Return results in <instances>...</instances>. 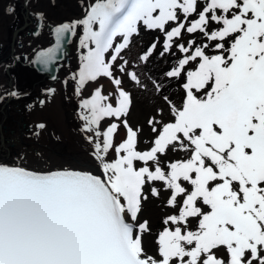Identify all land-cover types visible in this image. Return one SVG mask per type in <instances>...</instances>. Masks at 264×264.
<instances>
[{
  "label": "snow or ice",
  "instance_id": "snow-or-ice-1",
  "mask_svg": "<svg viewBox=\"0 0 264 264\" xmlns=\"http://www.w3.org/2000/svg\"><path fill=\"white\" fill-rule=\"evenodd\" d=\"M139 25L163 36L142 49L140 63L174 47L184 54L163 73L183 81L182 107L153 81L158 100L146 150H138L143 128L127 119L134 97L125 87L127 78L146 88L125 58ZM79 26L87 53L72 77L75 94L100 78L113 89L105 95L96 87L78 113L104 175L0 164V264H264V0H102L56 27L55 44L32 63H55L65 34ZM185 32L207 42L180 43ZM166 108L174 122L163 119ZM170 151L187 156L165 166ZM155 182L151 196L160 198L162 188L178 214L163 220L150 253L143 235L151 228L140 214Z\"/></svg>",
  "mask_w": 264,
  "mask_h": 264
},
{
  "label": "bare ground",
  "instance_id": "bare-ground-1",
  "mask_svg": "<svg viewBox=\"0 0 264 264\" xmlns=\"http://www.w3.org/2000/svg\"><path fill=\"white\" fill-rule=\"evenodd\" d=\"M50 1L52 10L55 13L54 16L58 22H56V26L64 22H69L68 24H71L78 19L80 20L87 11L86 6H77L76 2H73V0ZM43 6L41 7V13ZM82 35L65 34L61 49L57 53L56 62L48 65L46 68L36 64L40 75L36 74V77L25 75V79H11L10 81L0 78V97L2 98V100H0V164L9 167H22L27 171L40 174L64 171L67 169L70 171L86 172L103 178L104 174L99 163L91 156L92 145L89 144L86 139L88 135L94 136V134L85 133L83 131H72L70 129L71 126L68 131H56V127L59 129L61 124L59 125L57 122V125L51 127L48 126L49 124L46 120L48 115H54L58 112L59 114L61 113V115H59L60 118H63L65 112L70 114L72 102L77 101L81 103L85 98H90L95 88L102 84H104L103 93L105 95L113 90L112 85L106 78H100L95 83L87 84L79 96L75 94V81L72 77L79 71L81 55L87 53V49H82L79 46V38H81ZM147 37L148 35L147 33H143L142 27H140L139 35L133 37V42L139 47L140 52L154 41H147ZM179 42L185 43L186 41L183 42L180 40ZM203 42V39H201L196 45H200ZM51 44H54V39ZM140 52L135 49L131 51L132 59L130 63L132 64L133 61H135V63L134 65L132 64L130 71L135 70L139 78L144 79L142 82L147 79L149 80L150 86H146L147 90L144 93L147 94V96L151 95V99L146 98L144 101L140 102L139 107L135 109L129 121L131 120L136 126L144 129L142 122L144 123V120L146 121L149 118L148 111L153 112L156 107V101L158 100L154 83H151V81L161 83L164 93L169 96L178 107H182L184 90L181 86L183 83L182 80H170L163 75L165 71L170 70L176 64L180 57V53L175 47L173 48V54H165L164 57H160L157 54L156 58L152 59L147 65L140 63L136 59ZM17 66L18 65H16V67ZM27 69L17 70L14 75L28 74V72L35 71H29L31 69ZM9 76H11V74ZM126 80L125 78V87L127 90L133 89V86H137L135 83L132 84V82L127 83L128 81ZM49 89H54V92L49 94ZM148 90L150 92L151 90L154 91V95L150 94ZM133 91H136V89ZM10 92H16L18 95L10 96L8 95ZM139 92L142 91L140 90ZM197 96L203 98L204 92L197 93ZM155 97L157 99H155ZM42 99L45 101V105L40 107L38 103H40ZM112 102L113 104L115 103L114 100ZM56 116L58 117V115ZM163 119L166 122H174V117H172L167 108L165 109ZM53 121H55V119ZM41 123L46 125L43 130L36 127ZM101 124L105 128L107 121ZM146 135L148 138V131H143L140 139L145 138ZM124 138L125 136L119 131L115 140L119 143ZM146 149V146L143 148L138 147V150ZM186 156L187 154L183 151L169 152L167 161L173 162L176 159H184ZM111 158L113 157L110 156V159ZM153 186L160 188V182H155L153 185L146 186V188H149V192H146L149 199L144 202L140 214V221L143 222L147 220L151 228L150 232L144 233L143 235L144 246L150 253L155 251L156 238L159 232L165 227L164 224L159 228L156 227V222L162 221L163 223V220L168 215L178 214L174 209L164 205L168 193L162 188L160 198L151 196L150 188ZM202 207L207 210L206 206L202 205ZM195 224L196 222L193 221L190 225L191 230Z\"/></svg>",
  "mask_w": 264,
  "mask_h": 264
},
{
  "label": "flooded vegetation",
  "instance_id": "flooded-vegetation-1",
  "mask_svg": "<svg viewBox=\"0 0 264 264\" xmlns=\"http://www.w3.org/2000/svg\"><path fill=\"white\" fill-rule=\"evenodd\" d=\"M49 1L50 0H0V27H1L0 55L3 56V57L0 56V73L2 72L0 74V78L2 80L10 81L11 79L13 80L25 79V75L30 77L31 76L36 77V74L40 75V72L37 69L36 64L32 63V61L35 59L36 53L40 50H44L47 49L48 47L53 46L55 44V37L53 30L57 26L67 23L64 22L56 26L57 21L55 16L49 14L50 13L49 9H51V4H50L51 1L50 2ZM200 2L203 3L204 0H200ZM42 6L43 8L41 13ZM84 16L81 19H83ZM141 26L142 25H139V28ZM94 27L97 28L98 30V26H94ZM142 30L143 33L161 37L160 41L162 44L163 36L161 34H159L158 32H151L145 30L144 28ZM82 32H83V27L79 26L76 29V34L80 35L82 34ZM201 35L202 34L198 32L194 34H188L185 32L182 41L187 42L188 40H195L196 42ZM116 38H120V37H116ZM53 39H54V44H51ZM114 43H119V40L118 39L114 40ZM1 47L3 50L1 49ZM209 54H212V52L210 51ZM183 55L184 54L180 53V58H182ZM16 65L18 66L16 67ZM26 66L28 69L26 68ZM24 68L27 70L31 69L29 71H34V70L35 71L28 72V74H21L22 76L20 74L14 75V73H16L15 71L23 70ZM10 74L11 76H9ZM203 98H205V96ZM0 100H2L1 97ZM39 106H41V104H39ZM129 122L134 127H138L131 120ZM75 126H77L78 128L80 127L82 128L79 122H75ZM146 127H147V123H146ZM148 130L150 131L149 128ZM146 147L148 148V146ZM162 161L163 164L164 162L169 163L167 159L162 158Z\"/></svg>",
  "mask_w": 264,
  "mask_h": 264
},
{
  "label": "rangeland",
  "instance_id": "rangeland-1",
  "mask_svg": "<svg viewBox=\"0 0 264 264\" xmlns=\"http://www.w3.org/2000/svg\"><path fill=\"white\" fill-rule=\"evenodd\" d=\"M73 2H77V6H80V7H84V6H86V10H88L89 9V7H90V5H92V4H94V3H97V2H102V0H73ZM50 10V15H52V16H54L55 15V13H54V11L52 10V7H51V9H49ZM48 10V11H49ZM48 11H47V13H48ZM84 16V15H83ZM82 16V17H83ZM82 27V26H81ZM142 27V29H143V26H141ZM97 29V28H96ZM82 34H83V32H82ZM82 34H80V35H82ZM148 35V37H147V41H149V40H154L157 36H153V35H151V34H147ZM135 37V36H134ZM118 40H119V42H121V38H117ZM201 39H203V41L204 42H207L206 40H205V38L201 35L198 39H197V41H196V43L199 41V40H201ZM79 42H80V38H79ZM203 42V43H204ZM81 47V46H80ZM85 49V48H84ZM133 49H135V50H137V51H139L140 52V49H139V47H137L136 45H135V43L133 42V44H132V47H131V50L130 51H128L127 53H126V56H125V58L126 59H128L129 61H131V59H132V54H131V51L133 50ZM128 55H131V56H128ZM180 58V57H179ZM134 63H135V61H133L132 62V64L134 65ZM127 79V78H126ZM141 80V84L142 85H145V86H150V83H149V80L147 79V80H145V81H143L142 82V80H144V79H140ZM126 81H128V80H126ZM130 81H128L127 83H129ZM151 83H153L152 81H151ZM132 84H133V82H132ZM102 85H104V84H102ZM134 89H136V91H133ZM142 91V92H139V91ZM146 88H144V87H138V86H133V89H128V91H130L132 94H133V97H134V106L132 107V109H131V114L127 117V119L129 120L130 118H131V115H133V113H134V111H135V109L137 108V107H139V104H140V102H142V101H144L146 98L147 99H151V95L150 96H147V94H145L144 92H146ZM148 92L150 93V94H153L154 95V91H152L151 90V92L148 90ZM153 92V93H152ZM165 94V93H164ZM145 95V96H144ZM152 95V96H153ZM149 97V98H148ZM154 97V96H153ZM83 99V98H82ZM85 99H87V98H85ZM155 99H157L156 97H155ZM43 100V99H42ZM154 100V99H153ZM41 101V100H40ZM76 102V103H75ZM75 103V104H74ZM40 104V103H39ZM79 104L80 103H78L77 101H74V102H72L71 103V106H72V109L70 110L71 111V113L69 114L68 112H65V114H64V116H63V118H62V120H61V118L59 117V115H61V113L59 114V112L58 113H55L54 115L53 114H51V115H48L47 116V121H48V126H54V125H57V122H58V124L60 125L61 124V126H60V128L58 129V127H56V131H68V129H69V127L71 126V130L72 131H81V127L80 128H78L77 126H75V122H79L80 124H81V126L83 125V121H81L80 119H79V117H78V113L81 111V109L79 108ZM44 105H45V103H44ZM43 105V106H44ZM43 106H40V107H43ZM61 112V111H60ZM73 113V114H72ZM148 116L150 117L152 114H153V112H150V111H148ZM56 115H58V117L56 116ZM55 118H54V117ZM66 116V117H65ZM52 117V118H51ZM58 118V119H57ZM55 119V121H53ZM60 119V120H59ZM64 119V120H63ZM66 119V120H65ZM51 120H52V122H51ZM75 121V122H74ZM147 121V120H146ZM146 121L144 120V123L142 122V125H143V127H144V129H143V131H148V133H149V137L148 138H150L151 139V137H153V133H151V131H149L148 129H147V127L149 128V126L147 125V127H146ZM51 122V123H50ZM102 122H105V121H102ZM101 122V123H102ZM115 122V121H114ZM138 122H139V120H138ZM67 123V124H66ZM69 124V125H68ZM74 127V128H73ZM106 127H107V125L105 126V128L103 127V125L101 124V131H104V130H106ZM146 128V129H145ZM120 133L121 134H123V136H125V131H124V129L121 127V129H120ZM147 134V133H146ZM147 138V135H146V137L145 138H141L140 139V144L138 145V147L140 146L141 148H143L144 146H149V141H150V139H148ZM86 148H87V146H86ZM35 154V153H34ZM163 165H167V163H165L164 162V164ZM65 170H67V169H65ZM146 192L148 193L149 192V188H146ZM165 203V204H164ZM163 204L164 205H166L167 206V203L166 202H164ZM159 224V225H158ZM156 227H161L162 225H163V223H162V221H158V222H156ZM195 227H196V224H195V226L193 227V229L192 230H195Z\"/></svg>",
  "mask_w": 264,
  "mask_h": 264
}]
</instances>
